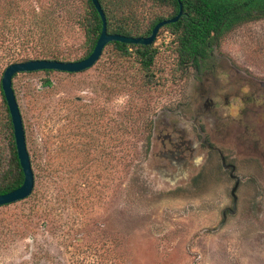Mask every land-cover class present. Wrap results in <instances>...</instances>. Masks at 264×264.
<instances>
[{"label": "rangeland", "instance_id": "rangeland-1", "mask_svg": "<svg viewBox=\"0 0 264 264\" xmlns=\"http://www.w3.org/2000/svg\"><path fill=\"white\" fill-rule=\"evenodd\" d=\"M11 1L10 23L24 33L0 48V82L15 59L43 47L82 57V0ZM8 4L0 0V17ZM34 9L60 17L59 36L42 46L25 43L31 22L23 20ZM158 36L154 86L133 58L118 59L110 47L82 73L13 79L35 187L0 207V264H264V120L256 122L250 104L243 116L236 98L250 102L264 91V17L212 45L203 69L211 81L199 102L192 68L177 70L174 36L165 28ZM211 97L217 113L200 125L240 177L236 208L235 180L216 151L199 145L174 178L158 156L163 127L184 126L194 138L197 109ZM2 100L0 90V113Z\"/></svg>", "mask_w": 264, "mask_h": 264}, {"label": "trees", "instance_id": "trees-1", "mask_svg": "<svg viewBox=\"0 0 264 264\" xmlns=\"http://www.w3.org/2000/svg\"><path fill=\"white\" fill-rule=\"evenodd\" d=\"M99 1L107 17L108 32L129 37H149L158 23L175 18L179 14L182 4L183 16L176 23L164 27L170 31L176 40L177 70L180 72L198 66L201 61L208 59L212 45L216 44L236 26L264 17V0ZM8 2L11 10H4L0 17V48L12 40H18L24 33V31L21 32L23 26L17 28L10 23L11 18L15 16L12 10L14 1L8 0ZM82 4V12L76 13V24L85 37V52L82 57L74 59V61L85 59L93 52L103 28L102 19L92 0H82ZM71 17L73 16L64 21L68 26L71 23L74 24V20L70 19ZM59 19L60 17L56 16L54 11L44 13L34 9L31 17L23 20L25 27L31 22L26 28L28 39L25 40V43L42 46L41 44L56 39L59 36ZM154 44L144 46L111 42L106 48L110 47L118 59L129 60L133 58L140 65L147 83L154 86L157 82V72H160L157 64L159 51ZM72 56V53L43 47L38 51L35 50L31 56H22L14 61L15 63L30 60L70 62ZM42 72L49 74L55 71ZM1 83L2 80L0 82L3 98V110L0 113V195H4L23 185L24 174L18 159L11 115ZM153 126L155 127V122Z\"/></svg>", "mask_w": 264, "mask_h": 264}, {"label": "water", "instance_id": "water-1", "mask_svg": "<svg viewBox=\"0 0 264 264\" xmlns=\"http://www.w3.org/2000/svg\"><path fill=\"white\" fill-rule=\"evenodd\" d=\"M92 3L94 4L102 19L103 28L93 52L87 58L70 62L56 60H30L26 62H18L8 66L3 74L1 83L2 90L11 115L18 159L20 161V165L24 174V182L23 185L18 189L10 193L0 195V207L11 205L27 199L32 195L35 187V176L32 168L30 154L27 148L24 122L16 98L15 90L13 88L14 76L21 73H33L47 70L69 74L82 73L94 67V65L103 55L104 49L109 43L120 42L124 44L151 46L156 42L158 33L162 28L171 23H176L184 14L183 5L181 4L179 14L173 19H166L158 23L149 37H129L109 33L107 17L100 1L92 0ZM238 186L239 178H237L236 185L232 190V196L234 199L233 208H236L237 205L236 191L238 189Z\"/></svg>", "mask_w": 264, "mask_h": 264}, {"label": "flooded vegetation", "instance_id": "flooded-vegetation-1", "mask_svg": "<svg viewBox=\"0 0 264 264\" xmlns=\"http://www.w3.org/2000/svg\"><path fill=\"white\" fill-rule=\"evenodd\" d=\"M205 61L206 60L201 61L198 66L192 67V70L194 71L193 78L196 81L198 88L197 94L199 98L196 99L197 102L200 101V99L202 98V93L207 88L206 81H211L209 72H205L203 70ZM249 82L252 83L253 87L258 84L255 79H249ZM259 85L264 89V83H259ZM244 88H247L246 84L240 86V90H243ZM254 94L255 95H252L250 97V102L244 100L238 95L236 96V98L240 99V101L242 102L243 109L241 111L243 112V116L249 113V111L247 113L246 109L247 104L252 105V111L250 112H252L251 114L256 118L257 122L258 120H264V91ZM216 97H219V95L215 93L214 98ZM214 98H209L207 100L208 103L205 104L202 108H200V106L198 107L199 109H197L198 111L196 113V119L198 120V122L196 121V124H194V127H196L197 130H194L196 132L194 138H190L188 136V134L186 133L187 130L184 128V126L179 127L165 125L163 127V131L166 130V133L161 140L162 151H160V154L158 156L160 157V159L166 161V163L168 164L166 165L168 171L169 167L175 169L174 173H169L167 171V174L169 173V176H171V178L176 177V174L179 175L180 173H182L184 167H186L191 162V160H193L194 154L198 150L199 145L206 146L208 148V151H216L220 155L222 165H225V168L230 170V177L235 180V183L237 182V178H240L239 176L235 175V167L226 163V157H224L221 150L217 149L207 141L206 134L200 125V123L204 124L206 122L207 116L217 113ZM169 127L171 131H167ZM199 137L201 138V140L198 143H195L193 140H197V138Z\"/></svg>", "mask_w": 264, "mask_h": 264}, {"label": "built area", "instance_id": "built-area-1", "mask_svg": "<svg viewBox=\"0 0 264 264\" xmlns=\"http://www.w3.org/2000/svg\"><path fill=\"white\" fill-rule=\"evenodd\" d=\"M171 36H173L172 34H171ZM158 40H159V36H158V38H157Z\"/></svg>", "mask_w": 264, "mask_h": 264}]
</instances>
